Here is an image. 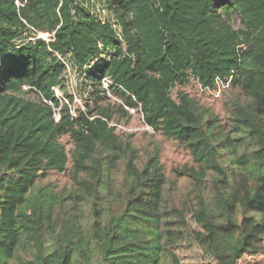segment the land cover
<instances>
[{"label": "trees", "instance_id": "trees-1", "mask_svg": "<svg viewBox=\"0 0 264 264\" xmlns=\"http://www.w3.org/2000/svg\"><path fill=\"white\" fill-rule=\"evenodd\" d=\"M19 2L0 0V264H203L204 251L213 264H262L264 0ZM69 68L87 94L74 113L55 91ZM217 78L240 89L223 121L173 96ZM107 90L190 152L177 171L189 201L168 197L158 154L137 164ZM52 172L73 187L44 184Z\"/></svg>", "mask_w": 264, "mask_h": 264}, {"label": "rangeland", "instance_id": "rangeland-1", "mask_svg": "<svg viewBox=\"0 0 264 264\" xmlns=\"http://www.w3.org/2000/svg\"><path fill=\"white\" fill-rule=\"evenodd\" d=\"M18 3L20 4L19 0ZM106 16L107 12L102 11L101 17L104 18ZM37 37L43 39L45 38L47 40L50 39V35L43 32L38 33ZM66 76L68 81L63 91L60 90V92L62 94L64 93L65 96H72L73 101L71 102V106L73 110H75V107H84V99L87 94L82 91L81 76L77 71H72L71 68L68 69ZM102 86L107 89L108 81L104 82ZM178 90H183L190 96L196 98L204 109L210 110L222 121L227 115L228 104L230 105L231 101L240 94L239 88H233L230 86L226 91L223 90L219 96H216L210 91L202 90L196 80H191V82L186 83L182 87H176L175 90H173L174 97L176 96V92ZM28 95L33 99L37 98L33 92L28 93ZM106 95L109 100L106 104H118L119 106H123L125 111H127L126 114L123 111H117L111 125L115 127L116 133L124 143H131V145L135 148L137 164L141 166L151 157L158 154L160 163L163 165L164 173L166 174L167 179H169L167 187L169 189L168 194L170 196L168 197L175 200L178 204L182 201H189V179L184 176H180L177 171L181 170L186 165L193 164L190 152L178 141L167 138L160 132H156L150 128L144 122L142 113L139 109H131L124 105L123 99L114 96L109 90H107ZM61 141L66 146L67 150L70 151L73 148L72 141L67 136H63ZM125 161V156L123 155L121 161L119 162L118 171L114 175L115 187L117 186V188L122 186V183L126 178L124 170ZM70 166L71 163H69V167ZM44 184H48L54 191L71 189L73 187L72 180L68 173L52 172L45 179ZM194 205V202H190L189 215H191L192 211L194 212ZM204 253V257L201 260L202 263L207 264V261L210 260L208 263L213 264L214 261L207 256L205 251ZM262 264H264V262Z\"/></svg>", "mask_w": 264, "mask_h": 264}, {"label": "built area", "instance_id": "built-area-1", "mask_svg": "<svg viewBox=\"0 0 264 264\" xmlns=\"http://www.w3.org/2000/svg\"><path fill=\"white\" fill-rule=\"evenodd\" d=\"M106 81H109V80L108 79H104V82H106ZM199 86H200V88L202 90L210 91L211 93H214V95L219 96L224 89L230 87L231 85H230V79H228L227 81H223L222 79L217 78L214 87H203V86H201L200 83H199ZM55 91L57 93V96L59 98H62V94L60 92V88L59 87H55ZM71 111H72V113H74L73 110H71ZM57 116H58V114H57Z\"/></svg>", "mask_w": 264, "mask_h": 264}, {"label": "clouds", "instance_id": "clouds-1", "mask_svg": "<svg viewBox=\"0 0 264 264\" xmlns=\"http://www.w3.org/2000/svg\"><path fill=\"white\" fill-rule=\"evenodd\" d=\"M19 4V3H18ZM20 5V4H19ZM45 39V38H44ZM104 79H106V78H104ZM108 83H109V81H108ZM199 83V82H198ZM103 84H104V81H103ZM73 110V109H72ZM74 111V110H73ZM59 116V115H58Z\"/></svg>", "mask_w": 264, "mask_h": 264}]
</instances>
